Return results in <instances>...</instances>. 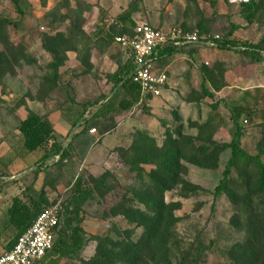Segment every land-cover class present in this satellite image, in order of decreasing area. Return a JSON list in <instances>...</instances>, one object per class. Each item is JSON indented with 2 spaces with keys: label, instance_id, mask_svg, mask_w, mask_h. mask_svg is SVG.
<instances>
[{
  "label": "rangeland",
  "instance_id": "rangeland-1",
  "mask_svg": "<svg viewBox=\"0 0 264 264\" xmlns=\"http://www.w3.org/2000/svg\"><path fill=\"white\" fill-rule=\"evenodd\" d=\"M212 1L25 0L21 17L0 0V17L12 20L0 23V251L17 239L9 210L19 197L56 207L65 236L82 237L75 254L50 252L37 264H186L200 246L199 264H264L258 167L237 162L225 190H216L238 129L245 153L264 163V0H256L251 23L249 0ZM121 15L128 31H116ZM140 22L196 32L201 42L161 51L166 90L129 106L116 37ZM216 36L229 40L226 47L207 43ZM32 112L51 123L58 146L24 147L18 126ZM147 154L174 162L177 183L169 187L157 165L143 162ZM79 178L94 194L68 224ZM159 188H166L162 217H139L136 210L148 212L142 201L159 200ZM152 219L161 230L151 239Z\"/></svg>",
  "mask_w": 264,
  "mask_h": 264
},
{
  "label": "trees",
  "instance_id": "trees-1",
  "mask_svg": "<svg viewBox=\"0 0 264 264\" xmlns=\"http://www.w3.org/2000/svg\"><path fill=\"white\" fill-rule=\"evenodd\" d=\"M10 3L13 5V7L16 9L18 14L21 17L25 16V10L23 7L25 0H9ZM211 3L214 4L215 2L211 0ZM244 7H246L245 10V19L251 23L254 21L255 18V9L257 6L256 0H249L248 2H243ZM5 19V20H4ZM2 21H8L11 23V19L9 18H3L0 17V23ZM229 43V40L218 41V45L220 47H226V45ZM245 50H251V51H258L255 48H251L249 46H245ZM133 64L131 60L127 59V61L124 64V67L118 72V82L122 83L124 87L125 94L128 95L129 99H131L129 102V106L133 105V102L141 100V90L138 84L132 81V79L129 78L132 70H133ZM202 88L204 91V94L210 98L213 97V94L208 90L206 87V83H202ZM214 109H217L219 107L218 103L214 104ZM18 132L20 135L23 136L24 139V147L30 151L35 152L42 148L47 147H56L58 146V140L55 134V131L51 125V123L45 119L43 116L32 112L29 114L26 118L22 120L20 125L18 126ZM241 136L242 132L241 129H238L234 135V138L232 139L230 143V148L232 150L231 157L226 164L224 175L221 180V183L216 187L217 193H222L225 190V184L226 181L229 179V176L231 174L232 168L234 165L241 161V162H248L252 163L254 162L259 170V184H258V190L264 194V163L260 160L259 156H248L245 151L243 150L241 146ZM143 162L147 163H153L159 167V171H161L162 176L164 179H168V185L169 187H172L173 184L177 183L176 178L177 175L173 171L174 162H171L170 160H167L166 157H162L159 155L151 156L149 154L145 155L143 159ZM131 162V160H129ZM108 173L103 175L100 179L96 180L97 186L102 189H106V181L108 179ZM171 185H170V184ZM166 188L164 189H157L156 197L159 199L158 201L155 200L153 202H146L142 201L145 204V207L148 212L142 211L140 209L136 210L137 215L139 217H142L143 215H147L150 213H153V216H157L158 218L162 217L163 210H165V202L163 201V194ZM93 190L92 189H85L82 187V181L79 178L76 188L74 191V194L72 195L70 202H69V212L70 216L67 218L68 224H71L76 220L81 213V209L83 205L86 203L87 200L91 199L93 197ZM132 208H123L122 212L123 214L129 216L131 213H133ZM42 210L39 206H31L24 202L21 198L16 197L13 199L12 205L9 210V220L10 223L17 229L19 236L32 224L37 214ZM157 214V215H156ZM149 218L151 216L148 215ZM150 231H152L151 239L154 238L158 232L161 230V226L159 223H157V219H152ZM17 239L10 243L8 248L5 251H9ZM82 247V237L80 234L75 232V234L71 237L65 236L62 226L60 225V228L58 230L57 238L55 241L54 248L52 250V253H58L61 256H69L75 254L77 251H79ZM204 248L202 246L198 249V255L193 256L192 260L187 262L186 264H199L201 254L203 253ZM130 255L137 259V263L142 262V253L139 252L136 248L131 249ZM259 250L256 254V257L258 256ZM152 259H154V256H152ZM159 264H170L168 258H164L163 262L161 261Z\"/></svg>",
  "mask_w": 264,
  "mask_h": 264
},
{
  "label": "built area",
  "instance_id": "built-area-1",
  "mask_svg": "<svg viewBox=\"0 0 264 264\" xmlns=\"http://www.w3.org/2000/svg\"><path fill=\"white\" fill-rule=\"evenodd\" d=\"M220 40L221 37L216 36L207 43L216 44ZM116 41L134 66L129 78L139 85L141 100H145L160 97L169 81L167 72L157 68L160 52L169 47L200 43L201 39L196 32H185L179 28L162 29L140 22L133 34L117 36ZM244 121L246 123L248 119ZM60 221V212L56 207L42 208L13 247L0 253V264H37L52 252Z\"/></svg>",
  "mask_w": 264,
  "mask_h": 264
},
{
  "label": "crops",
  "instance_id": "crops-1",
  "mask_svg": "<svg viewBox=\"0 0 264 264\" xmlns=\"http://www.w3.org/2000/svg\"><path fill=\"white\" fill-rule=\"evenodd\" d=\"M128 20V18H127V16H124V15H121L120 17H119V19L116 21V24H117V26H116V31H128L130 28H131V26H130V23L127 21ZM114 21V20H113ZM154 26H156V27H158V28H162V27H159V26H157V25H154ZM162 29H165V28H162ZM125 35H130V34H125ZM118 36H120V35H118ZM122 36V35H121ZM115 38V37H114ZM127 53L125 52V62L127 61ZM160 70V69H159ZM166 90V87H165V89L163 90V92ZM163 92H162V95H163ZM161 95V96H162ZM5 250H2V251H0V253H3Z\"/></svg>",
  "mask_w": 264,
  "mask_h": 264
}]
</instances>
